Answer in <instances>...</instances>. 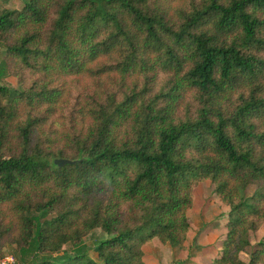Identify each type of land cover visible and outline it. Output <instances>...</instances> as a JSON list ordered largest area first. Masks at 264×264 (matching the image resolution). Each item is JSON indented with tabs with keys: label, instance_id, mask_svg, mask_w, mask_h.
<instances>
[{
	"label": "trees",
	"instance_id": "obj_1",
	"mask_svg": "<svg viewBox=\"0 0 264 264\" xmlns=\"http://www.w3.org/2000/svg\"><path fill=\"white\" fill-rule=\"evenodd\" d=\"M0 46L21 86L0 84V259L146 264L154 240L186 247L210 181L229 208L211 264H244L264 226V0H29L0 10Z\"/></svg>",
	"mask_w": 264,
	"mask_h": 264
},
{
	"label": "rangeland",
	"instance_id": "obj_2",
	"mask_svg": "<svg viewBox=\"0 0 264 264\" xmlns=\"http://www.w3.org/2000/svg\"><path fill=\"white\" fill-rule=\"evenodd\" d=\"M25 1L29 0H0V10L5 8L11 10L20 9L23 7ZM4 52L5 48L0 46V64L3 61ZM0 84L7 86L13 92L21 90L17 78L8 73L0 80ZM54 124L56 126L59 125L57 121H54ZM255 190L256 187L251 186L247 191L248 196H251ZM194 197V207L188 211L191 231L188 235L186 247L180 250L164 246L158 240H154L155 242L149 243L145 248V252L148 254V263H156L157 261H152V258L158 257L161 263L192 264L191 262H198L200 264H208L209 258L220 251L222 241L227 235L226 223L228 222L229 208L220 201L215 193V185L210 181L202 182L194 190ZM107 238L108 235L101 229L95 230L86 238L85 243L90 249L88 254L92 259L97 260V254L93 251L94 246ZM251 241L253 247L249 248L246 253L241 254L244 264L249 263L254 250L259 248V245L264 242V226L252 235ZM165 247L172 250H166ZM72 248V246L68 245L65 247L67 252L63 251L56 254L54 255L55 258L66 257ZM157 249L161 251V255L157 254ZM4 251L5 256H13L18 260L15 247L5 248Z\"/></svg>",
	"mask_w": 264,
	"mask_h": 264
},
{
	"label": "crops",
	"instance_id": "obj_3",
	"mask_svg": "<svg viewBox=\"0 0 264 264\" xmlns=\"http://www.w3.org/2000/svg\"><path fill=\"white\" fill-rule=\"evenodd\" d=\"M8 9V8H7ZM156 241V240H155ZM155 241H153V242H155ZM159 242V241H158ZM160 243V242H159ZM164 246H168V245H164ZM147 246H145V248H146ZM221 247V249H222V246H220ZM145 248H144V251H145ZM166 248V250H169V249H167V247H165ZM221 249H220V251H221ZM170 250H172V249H170ZM219 251V252H220ZM156 252H157V254H159V255H161V251L160 250H156ZM219 252H216V254L213 256V257H210L209 258V262H208V264H211L212 263V260L215 258V257H217L218 255H219ZM217 255V256H216ZM147 256H148V254L145 252V259H144V261H145V263L146 264H150V263H148L147 262ZM152 261H157L156 263H153V264H170V263H167V262H165V263H161L159 260H158V257H153L152 258ZM192 264H200V263H198V262H191ZM176 264V263H175Z\"/></svg>",
	"mask_w": 264,
	"mask_h": 264
},
{
	"label": "water",
	"instance_id": "obj_4",
	"mask_svg": "<svg viewBox=\"0 0 264 264\" xmlns=\"http://www.w3.org/2000/svg\"><path fill=\"white\" fill-rule=\"evenodd\" d=\"M79 1H82V0H79ZM77 162H78L77 160H68L64 158H56L54 160V164L59 168H63L67 165H75Z\"/></svg>",
	"mask_w": 264,
	"mask_h": 264
},
{
	"label": "built area",
	"instance_id": "obj_5",
	"mask_svg": "<svg viewBox=\"0 0 264 264\" xmlns=\"http://www.w3.org/2000/svg\"><path fill=\"white\" fill-rule=\"evenodd\" d=\"M0 264H22L13 256H6L0 260Z\"/></svg>",
	"mask_w": 264,
	"mask_h": 264
}]
</instances>
